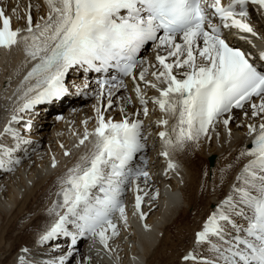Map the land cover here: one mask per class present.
I'll list each match as a JSON object with an SVG mask.
<instances>
[{
    "label": "snow or ice",
    "instance_id": "6c2138e0",
    "mask_svg": "<svg viewBox=\"0 0 264 264\" xmlns=\"http://www.w3.org/2000/svg\"><path fill=\"white\" fill-rule=\"evenodd\" d=\"M44 2L49 7L47 20L33 27L29 14L25 35L20 34V29H12L10 18L0 9V47L10 49L23 43L25 55L37 61L22 81V86L29 81L34 83L23 91L20 99L24 102L19 111L64 96L67 92L65 75L76 66L97 73L114 69L121 77L132 76L133 70L142 64L138 54L151 42L161 69L152 72V76L166 87L160 89L156 83L146 86L160 93L152 103L175 119L170 132L159 133L165 148L161 155L167 157L169 148L182 150L186 144L207 135L220 117L233 108H242L254 96L261 102L252 104V116L264 113V71L254 66L243 52L230 47L222 34V29H237L256 35L245 22L249 15L246 6L251 3L264 10V0H229L227 5H222L221 0ZM161 51L166 54L161 55ZM260 59L264 60V54ZM174 69L183 71L173 74ZM146 74L147 69H142L139 79L144 81ZM97 82L102 90L100 95L108 89L111 107L112 89L123 87V80L113 76L111 81ZM134 91L140 104L146 105L148 101L138 85ZM96 112L97 126L91 134L85 131L79 141L83 145L91 135L94 137L92 147L80 158V163L69 169L61 192L64 212L56 213L58 219L41 237L42 241L71 235L75 243L76 236L66 227L72 223L79 235L88 233L99 237L107 246L106 232L111 229L113 235L116 234L110 217L119 212L124 218L120 200L123 186L135 184L139 176L148 177L146 171L132 166L136 154L144 149L141 122L127 118L121 122L106 121L99 108ZM144 114H148L147 107ZM16 119L13 116L12 120ZM168 123V119L159 121L160 125ZM223 123L227 126L229 120ZM254 132L252 147L241 153L253 158L237 177V181L242 182L241 187L233 188L237 199L230 195L208 218L203 231L196 234L197 244L210 243V237L219 241V245H211L218 264H264V122L258 131L254 125H249V135ZM4 133L18 135L10 127H6ZM0 153L10 155L3 146ZM174 167L169 162L168 168ZM94 189H98L100 195L94 196ZM136 190L140 191L138 186ZM142 199L136 196L137 210ZM224 206L228 207L227 213ZM231 215L245 218L247 227L236 225ZM221 222L229 225L236 235L226 239ZM185 259L195 258L189 254Z\"/></svg>",
    "mask_w": 264,
    "mask_h": 264
},
{
    "label": "bare ground",
    "instance_id": "6f19581e",
    "mask_svg": "<svg viewBox=\"0 0 264 264\" xmlns=\"http://www.w3.org/2000/svg\"><path fill=\"white\" fill-rule=\"evenodd\" d=\"M5 4L14 27L21 26V35L26 34L29 14L33 27L43 25L49 15L44 0H6ZM257 17L255 26L263 34L264 17ZM24 48L25 45L19 43L9 50H0V127L10 125L9 116L24 91V87L18 85L29 64ZM146 59L151 65L155 55L148 54ZM154 71L159 72L151 65L150 75L144 81L137 77L151 117L142 118L140 114L136 117L144 125L142 129L150 126L157 136L156 140L147 141L153 146L145 155L148 177L138 178L135 189L129 184L123 197L124 218L119 212L114 213L112 223L116 234L113 235L111 229L106 232L107 246L93 236L83 239L72 249L64 247L62 242L41 240L58 219L56 213L62 215L64 212L61 192L69 169L89 153L94 140L89 136L83 145L79 143L85 131L95 128L96 113L77 99L71 103L73 109H55L56 115L63 114L62 121H56L55 114L42 113L37 118L41 129L29 137L34 141L28 154L19 155L20 165L11 166L12 172L0 175V264H49L59 261L57 259H66L64 264H201L216 259L211 245H218V240L210 237V243L197 244L196 234L203 231L208 218L230 195L237 199L233 188L242 186L237 177L253 158L241 155L250 149L256 135L255 132L249 135V125H254L258 131L264 122V113L253 117L249 104L243 110L234 111L227 126L223 123L227 118H219L207 135L186 144L182 150L169 148L168 156L176 164L172 172H165L169 162H173L161 155L165 148L159 133L170 132L175 119L152 103L156 92L146 85L156 83L158 86L159 82L152 76ZM179 71L183 70L176 69L173 74ZM134 88L127 84L124 91L114 96L115 106L105 112L106 121L126 118L133 121L138 107ZM260 102L254 100L252 103L259 105ZM160 116L169 120L168 125L155 126L153 117ZM0 146L13 152L17 149L12 146V140L0 139ZM0 156L5 157L2 153ZM9 161L8 157L6 162ZM137 186L140 191L136 190ZM137 195L143 197L139 210L136 208ZM224 211L228 212L227 206ZM242 218L231 215L239 227L247 224ZM221 223L226 239L231 238L236 232ZM66 227L73 230L74 224ZM189 254L195 259L186 260Z\"/></svg>",
    "mask_w": 264,
    "mask_h": 264
}]
</instances>
